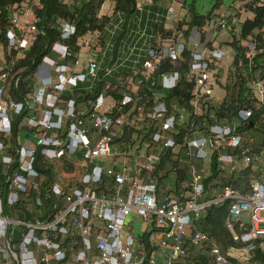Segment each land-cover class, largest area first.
I'll list each match as a JSON object with an SVG mask.
<instances>
[{"label": "built area", "instance_id": "built-area-1", "mask_svg": "<svg viewBox=\"0 0 264 264\" xmlns=\"http://www.w3.org/2000/svg\"><path fill=\"white\" fill-rule=\"evenodd\" d=\"M178 18L174 6L168 9V31H175ZM74 32L66 25L63 39ZM37 33L31 9L9 16V54L22 56ZM181 38L147 51L135 84L147 87L157 79L150 90L156 103L126 143L120 142L129 115L124 108L137 95L126 93L121 106L105 113L103 96L80 108L62 99L89 79L96 82L97 60L79 72L80 56L55 45L26 104H17L9 94L16 58H7L0 46V173L8 184L5 195L0 192V264H199L201 258L206 264H264L253 263L257 251L264 252V141L240 132L251 111L226 121L215 107L220 100L212 65L232 53L199 48L183 74ZM163 59L175 70L157 76ZM182 81L191 86L189 108L170 109L165 98ZM250 88L264 109V82ZM25 108L16 146L12 123ZM38 152L53 178L35 168ZM174 168L190 177L178 191ZM226 201L227 227L239 226L233 239L241 247L224 252L197 223L208 208Z\"/></svg>", "mask_w": 264, "mask_h": 264}, {"label": "trees", "instance_id": "trees-1", "mask_svg": "<svg viewBox=\"0 0 264 264\" xmlns=\"http://www.w3.org/2000/svg\"><path fill=\"white\" fill-rule=\"evenodd\" d=\"M237 3L239 4L238 8L235 6ZM107 4L112 7L111 16L102 14V10ZM226 4L227 0H184L182 5L184 15L177 23L175 33L165 31L163 24L157 23L154 27L155 35H159L162 40H168V42L175 37H183L185 49L180 55L179 61L182 64L181 72L185 74L189 71V64L194 52V48L189 43L192 32L197 30L201 33V43H205L208 48H214L213 44L207 40L205 32L214 26L217 27L218 32L224 31L228 37L226 45L229 46L233 59L228 66H223V62L212 65L217 85L224 91L223 99L215 107L219 116L226 121L231 120L241 110L251 111V122H247L240 132L256 137L262 142L264 141V123L261 120L264 109L253 97L250 84L264 82V0H232L230 14L223 20L219 12ZM28 9L32 10L38 33L30 48L18 57L15 51L9 54L6 29L9 16L20 15ZM140 13L138 0H0V46L5 50L7 58H10L11 55L16 58L13 70L16 77L9 91L11 101L17 104H26L27 96L33 89L31 82L36 78L44 59L51 55L55 45L66 46L71 55L75 57L81 52V40L91 35H99L100 41L105 42L104 36L107 30L112 25L118 24L120 29L112 44L113 61L109 67L111 69ZM243 13L248 14L244 19ZM66 25L72 26L75 32L64 40ZM250 44L252 47L249 46ZM153 48L158 50L159 47L157 44H153ZM146 58L147 53L140 61L138 71L123 69L108 74L103 70L99 72L95 86L90 91L75 89L73 95L65 92L62 99L66 101L72 99L76 104L95 103L103 96L113 101L116 110L118 106H121L126 93L137 95L134 97H138L139 100L124 108L125 112L129 111V115L124 126L125 137L120 142H130L133 134L140 131L141 123L147 119L150 107L156 103L155 96L149 89L145 86H135L136 80L141 78ZM174 70L171 60L163 59L155 71V75L159 76ZM17 81H19L18 84ZM190 99L191 86L182 81L165 98V102L170 109L189 108ZM139 109L142 111L139 112ZM27 112L28 110L25 108L18 117L13 119L14 144H19V135L22 133L20 124ZM132 122L135 123L134 126H131ZM168 158L169 155L161 164L162 167L165 166ZM35 168L53 178L50 173L51 169L45 163L40 152L37 154ZM173 172L176 176L174 186L178 191L182 183H189L190 177L184 168H174ZM232 186L237 188L238 182H233ZM7 189V179L3 178V174L0 173V192L5 195ZM230 207L231 201L211 206L197 223L198 229L214 240L224 252L241 247L233 239L234 234L240 232L239 226L235 225L233 230L227 227ZM151 250L150 246V252ZM257 261H264V252L261 249L257 251L253 263ZM199 264H206V262L201 258Z\"/></svg>", "mask_w": 264, "mask_h": 264}, {"label": "rangeland", "instance_id": "rangeland-1", "mask_svg": "<svg viewBox=\"0 0 264 264\" xmlns=\"http://www.w3.org/2000/svg\"><path fill=\"white\" fill-rule=\"evenodd\" d=\"M138 0V6L140 8V11L143 10V8H145V4H148V3H152L151 6L153 5H157L156 8H161L162 10H164V8L167 6V10H165L166 12H168V9H170L172 6L175 7L178 15L182 18V16L184 15V10L182 9V7H180L179 5H177V3L175 2L176 0ZM232 2V0H227V4L222 8V10L219 12L220 16H221V19L224 20V18H227L228 15L230 14V7L232 6L230 3ZM235 6L238 8L239 7V4H235ZM160 10V9H159ZM158 10V11H159ZM157 11V12H158ZM160 12V11H159ZM112 7L110 4H107L104 6L103 10H102V14L103 15H109L111 16L112 15ZM142 13V12H141ZM162 14V13H160ZM161 16V19H158V16H156V14H154V17H155V22H158V21H162L163 20V15H160ZM248 16V14H244L243 13V19L246 18ZM165 18L167 19V13L165 14ZM165 19V21H166ZM177 20V19H176ZM181 19L178 18V23ZM167 22L169 23V21L167 20ZM167 23V24H168ZM221 24H223L222 22H219ZM170 26H168V28H166L165 26V31H168L169 29H171V24H169ZM137 26V25H136ZM177 25H175V28H176ZM120 25L118 24H114L112 25L106 32L104 38H105V42H101L100 41V37L99 35H91V36H88L86 38H84L81 42V45L83 46V50H82V56L79 57V66L77 67L78 68V71H81L82 69H84L85 67H87V64H88V61H87V57L89 59V55L90 53L92 52H97L96 54H99L100 56H103V54L105 53V50L109 48L110 44H113V38L116 36L117 34V30L119 29ZM118 28V29H117ZM148 33H150V27L148 28ZM137 28L135 29V32H136ZM139 31V30H137ZM219 30L217 29L216 26L212 27V29L208 28L207 31L205 33H207V40L209 42H211L214 46V48L216 49H223V50H226V51H230L229 50V46H227V41H228V37L227 35L225 34L224 31H220L218 32ZM144 31H139V35H137V38H139L141 36V34L143 33ZM174 32V31H173ZM175 33V32H174ZM133 38H131L132 40ZM138 39H135L133 45H132V49L135 47V42L137 41ZM150 36H148L147 34L145 35L144 39H143V44L139 47H137V53H141L142 50L145 51V53L148 51V49L150 48ZM146 41V42H145ZM148 41V42H147ZM179 41L181 43L184 42V39L183 37L181 39H179ZM189 43L190 45H192V47L194 48V51H196L197 49L199 48H206V44L205 43H201V33H199L197 31V33H193L191 34L190 36V39H189ZM130 45V42L127 44V48L129 47ZM250 47H252V45L250 44L249 45ZM112 49V48H111ZM145 53L143 52V56H145ZM106 57L107 60H105L106 64L104 65V68H109V62H110V57L109 55H107ZM232 55L230 58L226 59V60H223V66H228L231 62H232ZM111 71L112 72H116L117 71V68L115 66H113L111 68ZM47 73V72H46ZM87 73V72H86ZM89 82H91L90 84H92V88H94L95 86V81L94 80H91L89 79ZM157 82L156 79L152 78L149 83H148V87L149 88H154L155 85L153 83ZM215 97L219 100H222L223 97H224V91L222 89H216L215 90ZM113 101L111 99H108V98H105V105L103 106V108H101V113H105L107 110H109V108L113 105ZM261 218L264 219V212L261 213L260 215ZM261 228H264V224H261ZM196 254L194 253V256Z\"/></svg>", "mask_w": 264, "mask_h": 264}, {"label": "crops", "instance_id": "crops-1", "mask_svg": "<svg viewBox=\"0 0 264 264\" xmlns=\"http://www.w3.org/2000/svg\"><path fill=\"white\" fill-rule=\"evenodd\" d=\"M146 1H148V0H146ZM175 2L177 3V5H179L180 7H182L184 0H176ZM151 4L150 3L145 4V8H143V10L141 11L142 13H140L138 19H136V21H135V25L132 26V29L130 30V32H129L128 36H127V39H126V41H125V43H124V45L122 47V50L120 51V53H119V55L117 57L116 63L114 65L117 68V71L118 70L120 71V70H123V69H132V70L138 71V67H139L140 61L144 57L143 56V52L145 53V51L142 50L141 53H137L136 52L137 51L136 49H137V47H139V46H141L143 44L142 41H143V39H144V37H145L146 34L148 36H150V40H149V42H150V48H153V44H157L158 47L161 48L162 46L167 45L169 43L168 40L164 41V40L161 39V37L159 35H155V29H154L155 24H157V23L158 24H161V25L163 24L164 28H165L166 25L169 24L167 22V19L165 18V14L167 13L165 10H167V6L168 5L164 8V10H162L161 8H159L160 9L159 10L158 8H156L157 5L151 6ZM160 13H162V14H160ZM154 14H156V16H158V19H161V16L160 15H163V20L162 21L155 22ZM165 19H166V21H165ZM180 19H181V17H180ZM149 27H150V33H148V30H149L148 28ZM136 28H137V30L140 31V33H141V31H144L139 38H137V35H139V31L136 30V32H135V29ZM119 29H120V27H119ZM193 33H197V30H194ZM116 36H117V34H116ZM114 38H113V40H114ZM131 38H133V39L131 40ZM135 39H138V40L135 42L136 43L135 44V47L132 49V45H133ZM129 42H130V45L127 48V44ZM111 48H112V44H110L109 48L105 50V53L103 54V56H100L99 54H96L97 52L90 53L89 59H88V57L86 58L87 61H88L87 67H88L90 61H92L93 59H95L99 63L100 72L103 71V70H105V71L110 70L109 68H104V65L106 64L105 60H107V58H108V57H106L107 55H109V57H110V62L108 64L109 67L111 65V62L113 61V55H112V49ZM82 50H83V48L81 49V52H82ZM81 52H80L79 56H82V53ZM87 67H85L84 69H82L79 72H85L86 69H87ZM77 71H78V68H77ZM149 81L147 82V85H148ZM90 83L91 82H87L85 85H80L78 87V89H83L84 91H90L92 89V84H90ZM156 83L158 84V80H157V82H155L153 84L156 85ZM135 86L138 87V85H136V84H135ZM146 88L149 89V90H153V91L156 90V87L149 88L147 86ZM67 92L68 93H71L73 95L74 92H75V90L74 91L69 90ZM83 104H84V102L78 103L77 104L78 108L82 107Z\"/></svg>", "mask_w": 264, "mask_h": 264}]
</instances>
